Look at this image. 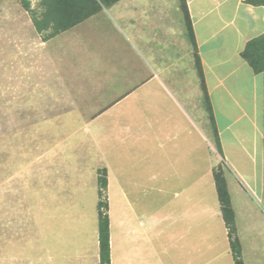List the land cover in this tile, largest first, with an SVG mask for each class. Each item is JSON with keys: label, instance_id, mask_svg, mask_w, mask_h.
Returning <instances> with one entry per match:
<instances>
[{"label": "rangeland", "instance_id": "374dc122", "mask_svg": "<svg viewBox=\"0 0 264 264\" xmlns=\"http://www.w3.org/2000/svg\"><path fill=\"white\" fill-rule=\"evenodd\" d=\"M136 1L138 13L124 1L43 42L21 0H0V264H99L102 168L112 264H183L197 251L199 264H234L216 216V166L244 262L264 264V144L247 155L235 134H260L262 104L257 114L226 102L232 116L256 114V128L233 125L221 157L180 1ZM247 84L235 87L246 100ZM172 102L185 117L168 112ZM191 127L200 149L180 166L171 151Z\"/></svg>", "mask_w": 264, "mask_h": 264}, {"label": "crops", "instance_id": "0c3cea01", "mask_svg": "<svg viewBox=\"0 0 264 264\" xmlns=\"http://www.w3.org/2000/svg\"><path fill=\"white\" fill-rule=\"evenodd\" d=\"M124 1H128L129 11L138 13L136 10L140 9L139 7H141V4L137 3L136 0H121L110 8L114 9L117 7L118 9V6H120L119 4ZM186 3L197 44V49L195 51L192 50L191 47L189 48V53H195L193 55V61L195 55L200 60L223 152L225 140L228 143L230 142L228 137L236 139L233 133H228L233 129V125L246 118V120L256 128L254 120L256 114H253L254 117H250L247 113H244L243 115L235 114V116H232L231 112L229 113L230 107L228 108L226 106V102H231L233 105H236L239 110H242L240 103L244 101L245 104L248 103L249 105H252V109L257 114L258 110H256V107L258 104H262L260 120L262 121L263 128L260 134H256V138L252 141L245 139L246 137L243 134L241 136L240 133H235L240 137V140L238 141L237 139L236 142H240L239 144L243 146L247 155L249 154L248 150L252 151L253 157H255V154L257 153L260 155L261 153L258 152V144L259 142L264 144V74L254 73L253 69L242 58L241 53L250 40L264 35V6H254L247 3L246 0H186ZM238 74H240V76L236 77ZM231 78H243L244 81L233 83ZM245 78L249 81V84H247L249 86L247 100L235 90L236 86H238L237 88H240V86L243 88L245 82L248 83ZM156 91L157 90L153 92L151 89L149 90L148 95L154 96ZM163 92H167L165 95L166 97L169 96L166 89H162L157 95L162 94ZM173 102V106L168 112H175L174 109H176L181 117H185L183 111L179 110V105ZM220 126H223V128ZM193 128L194 127H191V129H189L191 130L189 134L190 136L183 138V141H173L176 142V144L179 142L178 147H175L177 152L173 148L172 150H174V152H171L173 153L174 159H178V164L180 166L184 164V159H187L184 154L187 149L191 151V155L194 151L198 152L200 149V138L199 135H197V131ZM243 131H246L245 128ZM245 140L250 147L244 146ZM184 142H186L187 145H183ZM256 184L255 180L250 181L251 186H256ZM218 209L216 211V216H221L220 206ZM221 223L222 226L220 232L228 239L227 229L223 220ZM112 241L113 240L110 237L111 264L114 261L112 254ZM187 253H189V250H187ZM198 255L199 251L196 252L197 260L193 258L185 259L183 264H194V260H196V264H199Z\"/></svg>", "mask_w": 264, "mask_h": 264}, {"label": "trees", "instance_id": "16d2710c", "mask_svg": "<svg viewBox=\"0 0 264 264\" xmlns=\"http://www.w3.org/2000/svg\"><path fill=\"white\" fill-rule=\"evenodd\" d=\"M121 0H38V9L32 8L31 0H21L23 8L29 13L36 32L43 42H48L61 33L87 21L98 14L103 8H110ZM184 12L188 40L195 51L197 49L195 34L187 9L186 0H179ZM254 6H264V0H246ZM242 58L256 74H264V35L250 40L243 52ZM196 70L202 91L203 107L208 115L212 135L218 153L222 157V144L216 127L211 101L207 92L206 82L199 58L195 55ZM213 179L218 196L220 214L227 229L229 246L234 264H244L242 243L238 236L237 216L228 182L221 166L213 169ZM98 243L99 264H111L110 217L109 203L106 197L108 190V170H98Z\"/></svg>", "mask_w": 264, "mask_h": 264}, {"label": "bare ground", "instance_id": "6f19581e", "mask_svg": "<svg viewBox=\"0 0 264 264\" xmlns=\"http://www.w3.org/2000/svg\"><path fill=\"white\" fill-rule=\"evenodd\" d=\"M208 253H210V252H208ZM213 256V255H212Z\"/></svg>", "mask_w": 264, "mask_h": 264}]
</instances>
